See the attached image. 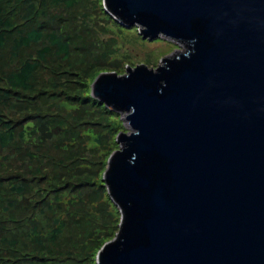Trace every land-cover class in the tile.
<instances>
[{"label":"water","instance_id":"1","mask_svg":"<svg viewBox=\"0 0 264 264\" xmlns=\"http://www.w3.org/2000/svg\"><path fill=\"white\" fill-rule=\"evenodd\" d=\"M104 6L188 51L91 84L127 113L102 177L122 219L97 264H264V0Z\"/></svg>","mask_w":264,"mask_h":264},{"label":"trees","instance_id":"2","mask_svg":"<svg viewBox=\"0 0 264 264\" xmlns=\"http://www.w3.org/2000/svg\"><path fill=\"white\" fill-rule=\"evenodd\" d=\"M114 16L102 0H0V264H97L118 230L101 152L120 111L90 95L131 60L103 37L126 33Z\"/></svg>","mask_w":264,"mask_h":264},{"label":"rangeland","instance_id":"3","mask_svg":"<svg viewBox=\"0 0 264 264\" xmlns=\"http://www.w3.org/2000/svg\"><path fill=\"white\" fill-rule=\"evenodd\" d=\"M102 5L104 8L105 7L104 0H102ZM126 27L128 28L126 30V33H124L123 35H116V34L111 35L109 33H106L105 35H103V37L104 38H112V37L116 38L118 48L120 47V49L118 50V54H117L118 57L121 59L123 58L122 55L128 54L131 58L130 62H126V60L123 58L121 60V64H119V69L116 70L118 72L117 74L112 70H106V71H102L99 75L115 74L119 77H123L127 74L126 73L127 68L133 70L137 66H145L148 69L156 70L158 67L162 66L163 60L166 59L167 57L173 55L174 53L183 54L188 51L185 43H179L174 40H168L167 38L162 37V38L151 39V40H149L148 38L143 39L140 30H143L144 28L139 26L138 24H133V25H129ZM111 29L113 30L114 28L111 27ZM90 95H91V85H90ZM119 113H120L119 120L121 121V128L119 132L117 133V135L114 137L115 139L113 142L115 143V147L111 148L109 151L103 150V152H101V154L103 155L102 160L105 165V170L102 174L103 176L106 171L109 159L111 158L112 155H114L116 152L120 150V144L117 138L119 137L120 134L127 133V129L124 125L127 113L124 111H120ZM114 134H116V132ZM103 185L105 186L104 183ZM106 191L108 193L107 188H106ZM117 209H118L117 212L120 214L119 223L117 225L118 230L115 233L114 237L110 241L106 242L103 245V247L98 251L96 255V263H99L98 259H99V255L102 249L107 245V243L113 241L116 238V235L119 231V225L121 223L122 213L118 207Z\"/></svg>","mask_w":264,"mask_h":264}]
</instances>
